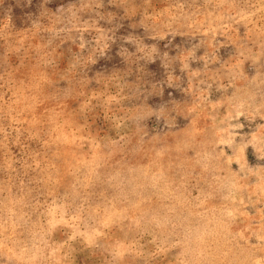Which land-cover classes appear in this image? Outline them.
<instances>
[{
	"label": "rangeland",
	"instance_id": "rangeland-1",
	"mask_svg": "<svg viewBox=\"0 0 264 264\" xmlns=\"http://www.w3.org/2000/svg\"><path fill=\"white\" fill-rule=\"evenodd\" d=\"M0 264H264V0H0Z\"/></svg>",
	"mask_w": 264,
	"mask_h": 264
}]
</instances>
